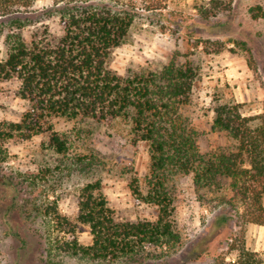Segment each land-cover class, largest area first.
<instances>
[{"label": "rangeland", "instance_id": "rangeland-1", "mask_svg": "<svg viewBox=\"0 0 264 264\" xmlns=\"http://www.w3.org/2000/svg\"><path fill=\"white\" fill-rule=\"evenodd\" d=\"M91 1L116 8L129 4L135 14L130 36L109 60L118 73L161 70L171 60L194 63L198 73L185 113L200 132L203 150L231 144L223 132L212 130L218 101L242 103L247 115L263 111L264 15L254 17L252 11L260 12L258 6L264 11V0H218L217 9L214 0ZM49 7L50 1L42 0L39 11L22 15L34 20L22 29L28 39L45 27L54 35L59 32L60 17L49 15ZM16 17L0 18V28L6 27L0 32V60L7 57L5 38ZM19 85L17 78L0 80V124L20 120L29 106ZM53 123L70 140L66 154L47 145V134L0 142V264L234 263L233 246L247 227L237 208L220 203L216 194L197 192L192 175L181 173H172L169 182L182 235L175 249L165 247L168 253L158 258L117 263L89 261L60 249L57 240L66 234L58 229L55 215L75 220L81 188L90 181L101 182L119 219H155L159 208L134 192L133 185L148 189L151 154L147 142L135 140L128 122L56 117ZM47 168V176L33 183L31 176ZM76 234L83 243L92 240L85 224H78Z\"/></svg>", "mask_w": 264, "mask_h": 264}, {"label": "trees", "instance_id": "trees-1", "mask_svg": "<svg viewBox=\"0 0 264 264\" xmlns=\"http://www.w3.org/2000/svg\"><path fill=\"white\" fill-rule=\"evenodd\" d=\"M40 1L0 0V18L18 15L8 26V54L0 60V80L17 78L19 95L29 102L20 120L0 124V142L47 134V145L66 154L70 140L55 129L54 118L125 120L135 140L149 144L151 154L148 189L133 185L134 192L159 208L155 219H119L101 182L90 181L81 188L75 220L55 215L58 229L67 235L57 240L59 248L110 263L158 258L168 253L165 247L175 249L182 235L169 186L172 173L192 175L197 192L216 194L220 203L237 208L242 224L264 225V106L262 112L247 115L242 103L218 101L212 130L223 132L231 144L205 151L200 132L185 113L198 73L191 60H171L161 70L128 75L112 69V53L128 39L135 21L129 4L116 8L91 0H49V15L60 17L59 32L54 35L45 27L28 39L22 29L34 20L22 15L39 11ZM220 6V1L212 2L213 8ZM258 8L260 12L252 11L254 17L264 15ZM48 171L32 175L33 183ZM79 223L89 226L90 243L76 234ZM245 237L243 231L233 246V264H264V255L249 248Z\"/></svg>", "mask_w": 264, "mask_h": 264}, {"label": "crops", "instance_id": "crops-1", "mask_svg": "<svg viewBox=\"0 0 264 264\" xmlns=\"http://www.w3.org/2000/svg\"><path fill=\"white\" fill-rule=\"evenodd\" d=\"M245 238L246 245L249 248L259 251L264 255V225L248 223Z\"/></svg>", "mask_w": 264, "mask_h": 264}]
</instances>
